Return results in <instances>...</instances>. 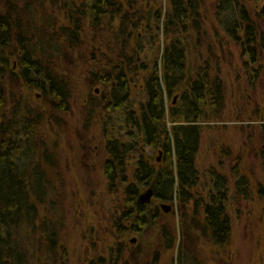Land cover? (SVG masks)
<instances>
[{"label":"rangeland","instance_id":"374dc122","mask_svg":"<svg viewBox=\"0 0 264 264\" xmlns=\"http://www.w3.org/2000/svg\"><path fill=\"white\" fill-rule=\"evenodd\" d=\"M121 1L126 6V0ZM240 1L264 37V0ZM132 2L128 10L132 20L144 18L142 11L150 4L152 10L170 7V0ZM216 2L201 0L196 27L186 24L164 31L154 19L148 25L142 19L138 26L129 27L134 32L128 50L134 51L135 72L126 76L128 110L108 109L114 100L115 77L106 80L100 72L103 68L112 70L117 62L116 53L121 47L117 18L104 17L93 31L98 44L96 61L88 59L89 39L93 37L90 27L83 47L88 53L83 54L86 60L75 54L70 63H64L63 58L56 62L55 71L69 87L62 110L47 107L41 90L19 86L7 72L8 89H15L16 97L44 113V121L37 126L41 141L33 158L46 150L52 160L47 171L53 188V213L42 205L39 211L54 220L58 235L55 251L64 264H87L98 257L104 258L105 264H178L180 248L190 250L201 264H264V49L258 45L254 58H250L243 45L234 42L218 23ZM174 36L181 41L185 68L182 81L163 95L168 126L173 125L172 111H179L177 117H183L185 101L191 97L199 74L206 75L209 87L218 80L222 95L217 109L202 107L203 112L194 121L201 133L194 160L197 181L190 189L191 198L182 202L173 197L159 203L151 197L144 205L147 216L151 218L155 213L156 218L144 225L131 210L133 204L127 201L124 189L134 182L141 160L155 171L162 169L166 163L164 152L159 146L135 144L126 162L128 181L118 180L110 187L105 174L109 158L106 141L115 136L123 143L130 142L128 126L124 125L126 113H137L138 105L145 101V80L151 73H161V51ZM90 70L97 75H91ZM14 71L19 70L14 67ZM100 77L105 80L99 81ZM242 175L249 182L246 196L235 191V182ZM218 176L226 183L225 213L230 225L223 245L214 244L209 231L203 233L196 224L203 223V208L215 190ZM149 188L152 186L139 187L138 197ZM160 204L170 209L165 211ZM162 226L170 228L174 238L171 248L165 247Z\"/></svg>","mask_w":264,"mask_h":264},{"label":"trees","instance_id":"16d2710c","mask_svg":"<svg viewBox=\"0 0 264 264\" xmlns=\"http://www.w3.org/2000/svg\"><path fill=\"white\" fill-rule=\"evenodd\" d=\"M200 4L201 0H170V7L164 10H152L150 4V9L147 6L145 12L142 11L144 18L132 20L128 11L133 7L132 0H126V6L121 0H0V264H64V259L55 251L58 235L54 220L39 211L41 205L48 211L53 206V188L47 171L52 160L46 150L40 151L39 159L33 158L39 149L37 142L41 141L37 126L44 121V113L16 97L15 89H8L5 76L9 74L17 79L19 86L41 90L47 107L58 106L62 110L69 87L55 71L56 62L63 58L64 63H70L75 54L85 61L83 47L89 39L88 29L97 30L104 17L117 18L121 34L117 62L112 70L103 68L100 72L106 80L115 77L114 100L108 109L124 107L128 110L126 76L128 72H135L134 51L128 50L134 32L132 28L128 30L129 27L138 26L142 19L147 25L154 19L164 31L169 27H173L172 30H177L178 26L184 28L186 24L196 27ZM215 14L225 33L243 45L250 58H254L258 45L264 49V37L258 24L240 0H217ZM92 36L88 56L91 62L97 60L98 53L95 32ZM180 42L174 36L162 49L161 73H151L146 78L145 101L138 105L137 113L133 110L126 113L124 125L128 126L126 133L130 142L123 143L115 136L106 141L109 158L105 162V174L110 187L115 181H128L126 162L135 144L159 146L164 152L166 163L162 169L155 171L141 160L134 172V182L124 189L127 201L133 204L131 210L144 225L156 217L155 213L151 218L147 216L146 206L137 200L139 187L151 185L154 197L163 201L177 197L186 202L191 198L190 189L197 181L194 160L201 133L194 121L203 112L202 107L215 110L221 101L218 80L209 87L206 75L201 73L193 82L191 97L185 101L183 117H177L179 111H172L173 125L168 126L163 95L166 91L170 93L184 76L185 59ZM137 47L142 49L141 45ZM14 67L19 70L17 74ZM103 78L99 81H104ZM222 179L218 176L215 190L209 194L202 212L203 223L193 221L203 233L209 231L210 239L217 245L225 244L230 232L225 213L227 189ZM248 185V180L240 176L235 182L236 194L246 196ZM161 230L165 247L171 248L174 238L170 228L162 226ZM189 251L179 249L178 264H201ZM88 264H105V259L98 257Z\"/></svg>","mask_w":264,"mask_h":264},{"label":"water","instance_id":"95a60500","mask_svg":"<svg viewBox=\"0 0 264 264\" xmlns=\"http://www.w3.org/2000/svg\"><path fill=\"white\" fill-rule=\"evenodd\" d=\"M152 195H153V190L151 188H149V189H147L145 195H140L138 197V201L142 204L147 203L150 201ZM162 207L165 209V211H168V209H169L168 205H162Z\"/></svg>","mask_w":264,"mask_h":264},{"label":"flooded vegetation","instance_id":"af4514ba","mask_svg":"<svg viewBox=\"0 0 264 264\" xmlns=\"http://www.w3.org/2000/svg\"><path fill=\"white\" fill-rule=\"evenodd\" d=\"M184 68H185V66H184ZM196 125H198V124H196ZM198 126H199V125H198ZM152 197H153L155 200L159 201V203L163 201V200H160V199H156V198L154 197V192H153ZM137 199H138V198H137ZM160 205H161V207H162V204H160ZM157 209H158V208L156 207V210H157ZM169 209H170V207H169ZM150 221H152V220L150 219ZM118 244H119V243H118ZM117 252H118V253H121V249L118 248V249H117ZM88 263H89V262H88ZM88 263H87V264H88ZM152 264H154V263H152Z\"/></svg>","mask_w":264,"mask_h":264}]
</instances>
